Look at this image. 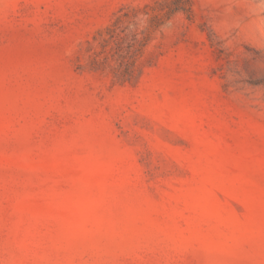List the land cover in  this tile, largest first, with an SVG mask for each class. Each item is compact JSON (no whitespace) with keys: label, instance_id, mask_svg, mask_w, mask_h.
Returning <instances> with one entry per match:
<instances>
[{"label":"rangeland","instance_id":"374dc122","mask_svg":"<svg viewBox=\"0 0 264 264\" xmlns=\"http://www.w3.org/2000/svg\"><path fill=\"white\" fill-rule=\"evenodd\" d=\"M0 264H264V0H0Z\"/></svg>","mask_w":264,"mask_h":264},{"label":"trees","instance_id":"16d2710c","mask_svg":"<svg viewBox=\"0 0 264 264\" xmlns=\"http://www.w3.org/2000/svg\"><path fill=\"white\" fill-rule=\"evenodd\" d=\"M113 32H115V31H113ZM111 36H112V37H114V35H111ZM133 39H134V40H136V38H135V37H134Z\"/></svg>","mask_w":264,"mask_h":264}]
</instances>
